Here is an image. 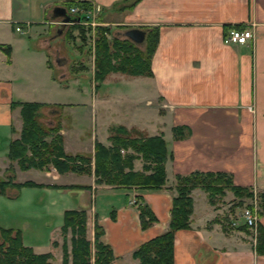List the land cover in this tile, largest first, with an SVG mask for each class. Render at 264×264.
Listing matches in <instances>:
<instances>
[{"label": "crops", "instance_id": "obj_1", "mask_svg": "<svg viewBox=\"0 0 264 264\" xmlns=\"http://www.w3.org/2000/svg\"><path fill=\"white\" fill-rule=\"evenodd\" d=\"M129 2L0 0V176L8 178L12 172L13 181L23 183L16 181L19 173L35 169L32 174L45 179L27 180L36 185L90 186L72 188L77 200L65 202L58 210L62 219L56 226L45 223L44 239H33L31 246L22 240L34 254H50L52 264H62L63 246L67 253L71 251L61 232L68 210L86 211L88 240L93 241L95 224L102 228L100 240L111 248L112 264H138L132 252L167 230L176 174L225 172L234 185L249 187L254 194L264 191V0H138L128 8ZM69 6L88 12L87 19L97 22L95 27L83 26L89 39L88 57L87 37L82 40L77 29L71 37L76 35L80 44H74L72 59L63 44L56 42L67 36L71 25L57 33V22L63 17L54 8L63 7L74 16ZM98 26L109 29V38L127 40L123 32L128 28L157 27L152 75L111 71L96 81L93 36ZM245 27L252 29V39L245 44L223 43L229 29ZM70 90L83 96L80 101L67 98ZM13 102L42 104L40 122L49 127L60 123L67 155L93 160L95 143L109 147V136L119 126L134 136H161L168 151L166 185L143 191L95 184L93 174L20 169L8 159V146L20 137L22 127L20 106H12ZM77 108H89L90 117L73 113ZM174 128H183L185 136L175 137ZM142 165L141 159H135L133 169L141 171ZM48 168L55 169L53 165ZM63 176H77L78 181L57 183ZM230 196L238 201L226 191L212 205L206 192L191 191L190 226L174 234L173 264H264V254L254 252L256 232L239 228L243 220L232 219L226 211L224 198ZM91 197L96 201L93 210ZM136 198L156 217L146 229H141L136 204L131 203ZM257 222L264 226V217ZM38 230H32L36 236Z\"/></svg>", "mask_w": 264, "mask_h": 264}, {"label": "trees", "instance_id": "obj_2", "mask_svg": "<svg viewBox=\"0 0 264 264\" xmlns=\"http://www.w3.org/2000/svg\"><path fill=\"white\" fill-rule=\"evenodd\" d=\"M138 0H130L128 8L133 7ZM68 5H72L69 3ZM82 9L90 5L79 4ZM70 7V6H69ZM77 29L86 40L85 29L81 24H72L66 32L71 36V30ZM109 29L98 26L94 33V79L101 81L111 71H119L129 75L151 76V58L158 44L159 29L149 27L145 30L142 44H135L127 39L109 38ZM20 106L22 128L20 137L10 142L8 159L16 161L19 168L44 169L52 164L58 173L74 172L78 174H93L95 184H105L117 187H137L143 191H156L166 185L165 162L168 156L166 142L161 136H132L124 127L113 128L106 147L99 142L94 145L93 160L84 155H67L63 151L60 126H44L39 122V109L42 104L35 102H13L12 106ZM177 130L181 134L177 135ZM175 137H184L183 128H174ZM141 159L142 170L135 171L133 162ZM93 163V165H92ZM31 181L15 183L13 173L0 180V193L13 187L21 189L25 186H35ZM55 188H82L90 186H59ZM201 189L207 194L210 204L214 205L226 191H230L238 201L234 207L245 206L253 210L252 201L257 202L256 215L264 217V191L256 193L249 187L237 186L232 182L231 175L225 172L194 171L187 175H175L173 186L175 195L172 198L170 219L167 230L142 243L132 252V257L138 264H173L174 234L177 230L189 228L190 215L193 210L191 191ZM139 197V196H138ZM251 201L245 204V201ZM139 209V219L142 228H147L156 221V217L147 204L136 198ZM87 213L85 210H68L64 213L61 232L71 230V251L67 253L63 246V262L68 264H112L114 259L111 248L104 244L100 237L103 230L94 225V238L86 237ZM231 223V220H227ZM239 228L247 230L242 224ZM256 254H264V226L256 224ZM51 255L34 254L32 249L22 243L19 230L0 227V264H52Z\"/></svg>", "mask_w": 264, "mask_h": 264}, {"label": "rangeland", "instance_id": "obj_3", "mask_svg": "<svg viewBox=\"0 0 264 264\" xmlns=\"http://www.w3.org/2000/svg\"><path fill=\"white\" fill-rule=\"evenodd\" d=\"M72 34H76V29L71 30ZM87 41H85L86 51L85 55L88 57L90 55V49H89V39L88 34L86 33ZM56 42H61L63 44V49L67 51V55L70 59L73 58V55H75V48L74 44H80L79 38L76 37V35L72 38L70 35L64 36L61 38H58ZM224 43V42H223ZM225 44V43H224ZM83 52V51H81ZM84 53V52H83ZM90 60V59H89ZM88 59H86L87 62H89ZM91 62V60H90ZM74 67L77 66V64L73 65ZM56 72V71H55ZM58 72H56L57 74ZM58 75V74H57ZM80 97H83L79 94H77L75 91H71L68 94V99L73 100L74 102L80 101ZM87 98H90V92L86 96ZM41 109V108H40ZM40 109L38 112H40ZM252 110V108H250ZM73 112V111H72ZM44 115L45 111H43ZM42 113V114H43ZM76 115H84L83 117H90L89 108L80 109L77 108L75 110ZM41 114V113H40ZM21 116V115H20ZM57 117L56 119H58ZM22 119V118H21ZM59 121V120H57ZM39 122H40V116H39ZM41 123V122H40ZM43 124V123H42ZM56 124H60L59 122ZM54 124V125H56ZM53 125V126H54ZM45 126V125H44ZM60 126V125H59ZM22 128V127H21ZM88 130V129H87ZM21 132V130H20ZM132 135V134H131ZM134 136V135H132ZM63 146V142H62ZM9 147V146H8ZM95 151V149H94ZM49 166H52L50 164ZM49 166L46 167V171H50L51 174H56V169L49 170ZM34 171H21L16 179L17 182H23L27 180H36V181H45L43 177H35L32 173L36 172ZM6 179L4 176H0V180ZM60 182L57 183H73L75 181H78V178L75 177H69V176H63L60 180ZM62 186V185H59ZM128 188V187H124ZM13 189V190H12ZM67 189V190H66ZM16 190V191H15ZM62 190H66L62 192ZM62 192V193H61ZM20 193V196H18ZM74 191L71 188H55L52 185H35V186H25L21 189L16 188H8L6 189V195L2 194L0 195V227L3 229H13V230H19L22 236V240L26 245H32V241L35 238L44 239V235L48 232V229H46L45 223L49 222L52 223V225H55L60 221L61 217L58 216V210L62 209L66 203H74V201L77 200V198L74 197ZM70 195V197L68 196ZM14 196H18L16 199H13ZM54 199L52 201L51 205V199ZM232 197H225L223 204L227 206L226 211L228 210V213L231 214V218L236 220L237 218L242 219V212L245 206L240 207H234L235 203L237 202L236 199H231ZM93 200V201H92ZM251 201L246 200L245 204L250 203ZM96 203L94 197H91L90 200V207L93 210L94 204ZM132 204H137L135 199L131 202ZM75 205L77 203L75 202ZM137 207V206H136ZM138 211V218H139V209L136 208ZM49 220V221H48ZM258 220V217H257ZM64 221V216L63 220ZM140 221V219H139ZM257 224V221H256ZM141 227V223H140ZM35 228H39L38 232L40 231V235L36 236L37 234L33 232L32 230H35ZM141 229H146L142 228ZM256 229V226H255ZM254 231V230H253ZM35 233V234H34ZM63 239L64 242L67 243L71 250V238H72V232L71 230H67L66 232H63ZM256 242V240H255ZM136 250V249H135ZM255 252V251H254ZM70 254V252H69ZM71 260V259H70Z\"/></svg>", "mask_w": 264, "mask_h": 264}, {"label": "built area", "instance_id": "obj_4", "mask_svg": "<svg viewBox=\"0 0 264 264\" xmlns=\"http://www.w3.org/2000/svg\"><path fill=\"white\" fill-rule=\"evenodd\" d=\"M71 13H80L84 19L81 21V23L85 26H91L95 27L97 25V22L94 20H88V16L86 11L81 10L77 7H72L70 8ZM15 29L21 30L20 26H16ZM253 38V32L251 28L245 27L243 29H229L223 36L222 40L225 44H245L248 40ZM256 210H257V202L256 199H253V210L246 207L243 209L242 212V219L243 222L250 228H253L254 233L256 232L255 226H256V221H257V215H256Z\"/></svg>", "mask_w": 264, "mask_h": 264}, {"label": "water", "instance_id": "obj_5", "mask_svg": "<svg viewBox=\"0 0 264 264\" xmlns=\"http://www.w3.org/2000/svg\"><path fill=\"white\" fill-rule=\"evenodd\" d=\"M54 12L63 17L57 33H61L68 23L79 22L80 20L79 16H71L63 7H55ZM123 35L135 44H142L145 39V31L137 27L124 30Z\"/></svg>", "mask_w": 264, "mask_h": 264}]
</instances>
